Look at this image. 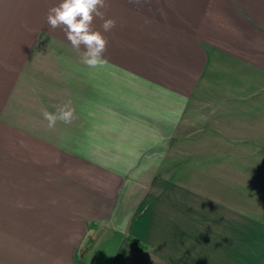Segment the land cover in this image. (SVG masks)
<instances>
[{
	"label": "crops",
	"instance_id": "0c3cea01",
	"mask_svg": "<svg viewBox=\"0 0 264 264\" xmlns=\"http://www.w3.org/2000/svg\"><path fill=\"white\" fill-rule=\"evenodd\" d=\"M106 2L90 69L0 0V264H264V0Z\"/></svg>",
	"mask_w": 264,
	"mask_h": 264
},
{
	"label": "clouds",
	"instance_id": "9594fccd",
	"mask_svg": "<svg viewBox=\"0 0 264 264\" xmlns=\"http://www.w3.org/2000/svg\"><path fill=\"white\" fill-rule=\"evenodd\" d=\"M106 0H59L50 7L46 21L50 29H61L71 47L80 55V62L90 69H97L107 64L104 54L109 40L104 35L116 27V20L106 18ZM102 21L100 29L94 27V21ZM83 48V51L81 49ZM71 100L55 105V111L42 110L41 115L47 121L49 129L57 122L71 124L75 118V109Z\"/></svg>",
	"mask_w": 264,
	"mask_h": 264
},
{
	"label": "trees",
	"instance_id": "16d2710c",
	"mask_svg": "<svg viewBox=\"0 0 264 264\" xmlns=\"http://www.w3.org/2000/svg\"><path fill=\"white\" fill-rule=\"evenodd\" d=\"M129 241H131L133 244H136L138 246H141V247H145L144 244H142L140 241H138L137 239H134V238H130Z\"/></svg>",
	"mask_w": 264,
	"mask_h": 264
},
{
	"label": "rangeland",
	"instance_id": "374dc122",
	"mask_svg": "<svg viewBox=\"0 0 264 264\" xmlns=\"http://www.w3.org/2000/svg\"><path fill=\"white\" fill-rule=\"evenodd\" d=\"M90 245L88 244H85V245H82V248H88ZM108 247V246H107ZM109 248V247H108Z\"/></svg>",
	"mask_w": 264,
	"mask_h": 264
}]
</instances>
